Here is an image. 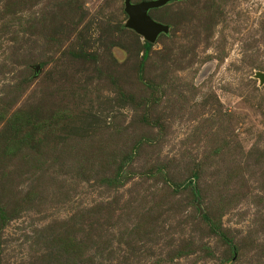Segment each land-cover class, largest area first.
I'll return each mask as SVG.
<instances>
[{
    "label": "rangeland",
    "instance_id": "374dc122",
    "mask_svg": "<svg viewBox=\"0 0 264 264\" xmlns=\"http://www.w3.org/2000/svg\"><path fill=\"white\" fill-rule=\"evenodd\" d=\"M148 14L0 0V264H264V0Z\"/></svg>",
    "mask_w": 264,
    "mask_h": 264
},
{
    "label": "water",
    "instance_id": "95a60500",
    "mask_svg": "<svg viewBox=\"0 0 264 264\" xmlns=\"http://www.w3.org/2000/svg\"><path fill=\"white\" fill-rule=\"evenodd\" d=\"M171 1L179 0H152L138 4H132L131 0H125V12L128 15L127 27L141 35L148 43H154L161 33H167L168 27L155 22L149 16V11L160 8ZM258 78L264 83V75L259 74Z\"/></svg>",
    "mask_w": 264,
    "mask_h": 264
},
{
    "label": "trees",
    "instance_id": "16d2710c",
    "mask_svg": "<svg viewBox=\"0 0 264 264\" xmlns=\"http://www.w3.org/2000/svg\"><path fill=\"white\" fill-rule=\"evenodd\" d=\"M150 44L149 43H145V45H144V48H145V56H147V53H148V51H149V49H150Z\"/></svg>",
    "mask_w": 264,
    "mask_h": 264
}]
</instances>
